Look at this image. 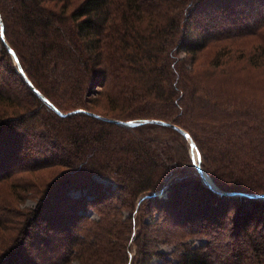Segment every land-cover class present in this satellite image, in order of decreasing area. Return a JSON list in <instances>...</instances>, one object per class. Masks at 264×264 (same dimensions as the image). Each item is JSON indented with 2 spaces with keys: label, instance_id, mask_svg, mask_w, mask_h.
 Here are the masks:
<instances>
[{
  "label": "trees",
  "instance_id": "16d2710c",
  "mask_svg": "<svg viewBox=\"0 0 264 264\" xmlns=\"http://www.w3.org/2000/svg\"><path fill=\"white\" fill-rule=\"evenodd\" d=\"M0 51L32 98L0 77V264H264V197L249 196L264 194V118L243 103L264 100V0H0ZM94 114L179 126L215 184L240 194L206 185L190 156L181 176L188 139L172 125ZM196 187L226 214L199 218ZM61 199L71 210L49 240L37 229ZM223 216L238 238L220 261L208 230L187 239L206 218L222 242Z\"/></svg>",
  "mask_w": 264,
  "mask_h": 264
},
{
  "label": "rangeland",
  "instance_id": "374dc122",
  "mask_svg": "<svg viewBox=\"0 0 264 264\" xmlns=\"http://www.w3.org/2000/svg\"><path fill=\"white\" fill-rule=\"evenodd\" d=\"M11 59V58H10ZM9 60L7 59V57H4L3 53L0 51V77L4 78L6 81H8L7 86H9V88H14L15 90H18L20 93L23 94V97L24 99L27 101V102H31L32 101V98L31 96L27 93L26 89H25V86L21 83V81L19 80L18 77H16L15 75H13V72L10 71V64L8 62ZM11 63L15 64V66L17 67L16 63L14 62V60L11 59ZM8 65V66H7ZM95 88H99V86H96ZM255 88L256 86H254V90L253 92H250L249 88H247L246 92H245V96L246 98H249V97H253V96H256L257 97V94L255 92ZM63 92V91H62ZM69 96L67 95H64L63 93L61 92H57V95L55 96V98L59 101V102H62V103H65V102H73L75 99H70L68 98ZM261 97V95H260ZM87 99V102H89V104H93V102H100V104L102 103L100 99H98V97L96 96L95 93L91 92L90 94L87 95V97H85ZM84 97L81 99V101H83L85 99ZM75 103V102H74ZM245 105H249L251 108L253 109H256L260 115L261 118H264V100L262 99H258L257 102H243ZM66 104V103H65ZM99 104V105H100ZM67 105V104H66ZM98 106V105H97ZM250 109V108H249ZM43 111V109H42ZM45 111V110H44ZM47 112V111H46ZM189 130V129H188ZM190 131V130H189ZM192 134V133H191ZM197 134V133H196ZM193 135V134H192ZM194 136V135H193ZM186 142L183 144V149H184V154L181 156H179V161L181 160L182 162L179 164V172H181V174L183 173V175H181L182 177L183 176H186L185 173H187L189 171V168L190 166H188V161L189 158L191 157V155H189V148H188V145H187V141L188 140H185ZM196 146V145H195ZM197 149V148H196ZM198 151V149H197ZM200 152H196V154H194V160L193 158H190L192 160V165L195 163L194 161L198 160L200 161ZM190 156V157H189ZM189 157V158H188ZM204 163H206V159L204 160ZM204 163H201L202 167H204ZM203 171L205 172V174L208 176V178L213 182L215 183L211 177H210V174L207 172V170H205L204 168H202ZM187 177V176H186ZM99 181L103 182L104 184H108V183H112L111 180H108V179H105V178H102V177H98ZM187 181V180H185ZM188 184L192 185L189 181H188ZM193 186V185H192ZM190 191H193L194 194H197L199 197L197 199L200 198V201L202 200V206L204 208V211L201 212L199 209V211H195V213L199 216L203 215L205 217V214L204 213H208V217H212L215 212L214 210H216L217 214H219L218 218L220 216H222L225 212H226V204H220V205H217L215 206V203L212 202L213 199H214V196H212V198L208 195H202V192H201V189L198 187L194 188V189H189ZM81 193L83 192H80L78 190H72L70 191V194L72 196H79ZM163 193V192H162ZM207 194V193H206ZM19 200H23L22 198L18 197ZM24 201V202H23ZM23 201H19V202H22L23 205L24 204H27V205H33L34 204V201L28 196V195H25L24 197V200ZM224 201V200H222ZM234 202H237V200L235 199ZM64 203H68L67 201H64V200H60V202L56 203L54 208L53 206L52 207H49L47 209V212H46V216H45V223L43 225V228H38V232L42 234H45V235H48V239L49 240H53L55 239L56 236H61V233H56L59 231V229H61L66 223L68 220L67 219V215H69L70 213V207H68V211L67 209L65 208ZM73 204V203H72ZM21 205V203H20ZM74 205V204H73ZM77 206L80 205V203H77L76 204ZM220 206V208H219ZM185 208V207H184ZM234 208H237V203H234V207L233 208H230V210L227 212V215H232L233 214V210H235ZM178 213L180 214H184L185 212L182 211V209H179L178 210ZM89 214L93 217H96V214L92 211H89ZM222 214V215H221ZM226 214V213H225ZM155 216L154 217H158L156 214H154ZM256 216V215H255ZM197 218V217H196ZM226 216H223L220 220H221V225L222 227L220 228V232H219V237H221L222 239V242H219V240L217 239L216 236V233L211 229L212 227H210V220L209 221L204 218V219H197L196 222H195V230L196 232H199L198 235H196L194 238H188L187 241L189 243H191L192 245L194 246H199V245H202L204 244L206 241H208V237H207V230L208 232H210V240H211V243L214 242L217 246H222V249H219L217 250V254L220 256V258H218V260L220 261H224V258H225V255L228 253V247H229V244L232 240H236V238H238V236L236 237V235H229V231H228V228H227V223H226ZM255 220V219H254ZM255 222V221H254ZM170 224V223H169ZM168 224V225H169ZM168 225H164V230L166 228H168ZM214 229L216 230V228L214 227ZM219 231V230H218ZM158 247L161 251L165 252V253H171L173 248H174V245H171L169 243H159L158 244ZM225 248V249H223ZM136 247L134 245H132V250H135ZM159 261V258L157 257H154L152 259V262L153 263H156Z\"/></svg>",
  "mask_w": 264,
  "mask_h": 264
},
{
  "label": "water",
  "instance_id": "95a60500",
  "mask_svg": "<svg viewBox=\"0 0 264 264\" xmlns=\"http://www.w3.org/2000/svg\"><path fill=\"white\" fill-rule=\"evenodd\" d=\"M3 28L1 29V38L2 40L5 42V44H7L8 48H9V52L11 53L12 55V58L14 60V62L16 63L17 65V70L18 72H20L22 75L25 76V73L23 72L21 66H20V63L18 61V58L16 57L13 49L8 45L6 39L4 38L3 36ZM25 79L26 81L28 82V84L31 86V88H33V90L40 96L42 97L44 100L45 98L43 97V95L36 89L34 88V86L32 85V83L28 80V78L25 76ZM72 112H68L67 114H70ZM100 118H103V119H106V120H111V121H115V122H118L120 124H123V125H126V126H135V125H138V124H141V123H144V122H152V123H163V124H169V125H172L173 127H175L176 129L180 130L188 139L189 143H190V155H191V158H193L194 160V154H196L197 149H196V146H195V143L194 141L191 139V137L189 136L188 132L182 128H180L179 126L177 125H174V124H170V123H167V122H164V121H161V120H157V119H134V120H128V121H120V120H115V119H110V118H105V117H101L97 114H94ZM194 165L195 167L197 168V170L199 171L203 181L206 183V185H208L209 187H211L214 191L218 192L219 194H224V195H227V196H236V195H239L240 193H236L234 191H229V190H222L220 189L215 183H213L209 178L208 176L205 174V172L203 171V169L201 168L200 166V163H199V159L194 161ZM159 194H162V192H160ZM249 196H252V197H264V194H251Z\"/></svg>",
  "mask_w": 264,
  "mask_h": 264
}]
</instances>
